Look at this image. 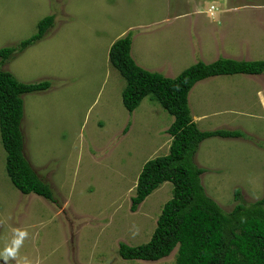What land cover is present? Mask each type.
<instances>
[{"label": "rangeland", "instance_id": "rangeland-1", "mask_svg": "<svg viewBox=\"0 0 264 264\" xmlns=\"http://www.w3.org/2000/svg\"><path fill=\"white\" fill-rule=\"evenodd\" d=\"M255 2L0 0V49L16 46L36 33L42 18L54 16L41 39L14 52L0 69L23 83L51 82L45 91L23 95L20 129L24 157L55 200L23 195L11 184L0 139V253L20 229L27 235L17 260L29 264H174L176 249L158 261L124 260L118 254L120 242L134 247L150 239L171 198L172 184L166 182L130 210L143 164L168 153L171 137L166 130L173 117L149 98L132 113L125 109V81L109 63V49L129 35L135 64L164 76L197 62L232 57L230 53H238L237 59L262 60L264 43L256 44L260 42L254 37L246 45L216 32L221 43L208 29L199 35L192 25L264 24V10L254 13ZM227 6L237 9L225 14ZM173 56L186 60L172 68ZM213 78L190 90V115H206L202 129L231 126L233 130H221L237 131L241 140L211 139L199 151L207 157L193 161L203 165L200 179L206 195L230 211L239 203L236 189L242 204L264 197V111L258 94L264 92V72ZM225 110L230 112L221 114ZM213 112L220 116L212 117ZM211 145L218 148L209 151ZM212 155L214 161L209 160ZM0 264H5L2 258ZM8 264L17 261L9 259Z\"/></svg>", "mask_w": 264, "mask_h": 264}, {"label": "trees", "instance_id": "trees-1", "mask_svg": "<svg viewBox=\"0 0 264 264\" xmlns=\"http://www.w3.org/2000/svg\"><path fill=\"white\" fill-rule=\"evenodd\" d=\"M53 20V15L45 16L37 23L35 34L16 46L1 48L0 65L14 52L21 53L41 39L53 26ZM131 42L129 35L119 38L108 53L109 63L125 81L121 93L123 106L132 113L144 98H149L173 121L166 130L171 137L168 153L143 164L130 210L135 211L163 183L172 184V195L164 203L150 239L134 247L120 242L119 256L124 260L158 261L176 249L174 264H264V197L242 204L236 189L234 200L239 203L224 211L206 195L200 179L204 169L193 161L202 141L212 137L236 138L240 134L199 130L188 106V94L199 81L224 75H261L264 59L197 62L175 78H167L136 65L130 55ZM50 85L47 80L23 83L0 69V139L6 153V174L21 194L33 193L54 203L49 185L36 175L24 157L20 129L23 95L45 91Z\"/></svg>", "mask_w": 264, "mask_h": 264}, {"label": "crops", "instance_id": "crops-1", "mask_svg": "<svg viewBox=\"0 0 264 264\" xmlns=\"http://www.w3.org/2000/svg\"><path fill=\"white\" fill-rule=\"evenodd\" d=\"M255 4V9L254 10H256L254 13H257V10H259V11H261V10H264V3H262L261 1H259V0H256V2L254 3ZM248 8H249V10L252 12L253 11V9H252V6L250 5V6H248ZM230 9H233V10H236L237 8H234V7H225L222 11L226 14V13H228V10H230ZM235 12V11H234ZM253 13V12H252ZM182 17V16H181ZM196 29H194L195 31H199V35H200V33L201 32H203V30H205V33L206 34H208L207 33V29L211 32V33H213L214 34V36L213 37H211L212 39H214V40H216V41H218L217 39H219L220 41L219 42H221V39L220 38H215V34H216V32H217V35H221V38L223 39V37L226 39V41L229 39V42H232V41H234L235 39H237V40H240V41H237L238 43H240V42H242V43H244V44H246V45H250V40H249V38H253L254 37V39H255V41L254 42H260V43H256V44H263L264 42H263V39H264V24H221V26H219V24H210L209 25V27H206V26H200V25H197V24H192ZM190 26H191V24H190ZM251 29H255V31H253V32H248L249 30H251ZM225 30V31H224ZM205 33H202L201 35V38L203 37V36H205ZM232 37V38H231ZM222 43V42H221ZM228 43V42H227ZM229 44V43H228ZM225 53H226V51H224ZM248 53H249V51H248ZM231 54V56L232 57H229V58H227V57H224L223 56V59H231V60H235V61H254V60H250V58L248 59V60H243L242 58H236V56H237V54H235V53H230ZM250 54V53H249ZM248 54V55H249ZM226 55V54H225ZM184 56V55H183ZM183 56H182V58H183ZM251 58H252V56H251ZM186 59H176V58H174V56L171 58V62H170V66L172 67V68H178V66H180V65H178V66H175L177 63H180V64H182L183 63V61H185ZM263 60V59H262ZM257 61V60H256ZM205 64H209V63H206L205 62ZM166 69L167 70H170L169 68H168V66H166ZM171 71V70H170ZM177 72V73H176ZM178 72L179 71H174L173 73H172V71H171V74L170 75H166L167 74V71H165V72H163L164 74H165V76L164 77H167V78H175L177 75H179L181 72H179V74H178ZM211 79H214L213 77H210ZM201 82V81H200ZM199 83V82H198ZM258 94H259V101H260V104H261V106H262V109H263V111H264V92L263 91H258ZM221 107H224V106H220V108ZM221 112V114H228L230 111L229 110H225V111H220ZM220 112H213L212 113V117H218V116H220ZM192 117V120H193V122L196 124V126L198 127V129L199 130H201V131H215V130H221V129H224V128H226L227 130H233L232 129V127L231 126H228V125H225V126H222V127H217V128H214V129H202L201 127H200V124H202V125H204L205 124V121H206V119H208V118H206V115H199V116H197V117H193V116H191ZM224 124H232L233 122L232 121H229V120H225L224 122H223ZM240 128V127H239ZM231 132V131H230ZM233 132V131H232ZM249 135V134H248ZM214 138H216V139H219V140H230V138H222V137H212V138H209V139H206V140H204L200 145H199V148H198V150H197V152H196V154H195V156H194V158H195V161L198 159V158H200V159H204V158H206L207 157V155L205 154V152H204V154H202V155H200V148H201V146L204 144V143H206L207 141H209V140H211V139H214ZM235 139H238V140H241L240 139V137H236ZM210 148H212L211 150H209V151H213V150H215V148H218V146H215V145H211V147ZM256 149L257 148H255V151H256ZM213 154V153H212ZM200 155V156H199ZM264 157V156H263ZM214 159H215V156H210L209 157V160L210 161H214ZM198 167H200V168H203V165H198ZM203 186V185H202Z\"/></svg>", "mask_w": 264, "mask_h": 264}, {"label": "clouds", "instance_id": "clouds-1", "mask_svg": "<svg viewBox=\"0 0 264 264\" xmlns=\"http://www.w3.org/2000/svg\"><path fill=\"white\" fill-rule=\"evenodd\" d=\"M225 131H227V130H225ZM26 235H27L26 231H23L20 229L14 230V237L11 241V245L6 246L4 251L2 253H0V258H2L4 260L5 264H8L9 259L16 260L17 264H29V262L26 259H24L22 261L17 260V254H18L19 248L23 244V240H24Z\"/></svg>", "mask_w": 264, "mask_h": 264}, {"label": "bare ground", "instance_id": "bare-ground-1", "mask_svg": "<svg viewBox=\"0 0 264 264\" xmlns=\"http://www.w3.org/2000/svg\"><path fill=\"white\" fill-rule=\"evenodd\" d=\"M215 9V8H214Z\"/></svg>", "mask_w": 264, "mask_h": 264}]
</instances>
